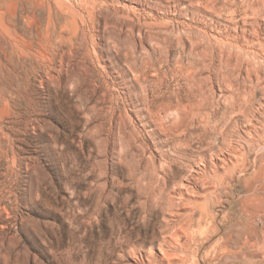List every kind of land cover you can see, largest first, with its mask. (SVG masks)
<instances>
[{"label":"rangeland","instance_id":"obj_1","mask_svg":"<svg viewBox=\"0 0 264 264\" xmlns=\"http://www.w3.org/2000/svg\"><path fill=\"white\" fill-rule=\"evenodd\" d=\"M67 3L95 12L72 44L46 4L0 0V82L25 94L0 119V197L14 212L0 213V264H155L161 247L173 264H264V84L250 80L264 66L247 71L251 55L211 40L236 35L227 11L208 0ZM242 154L243 171L231 168ZM184 183L204 190L189 198Z\"/></svg>","mask_w":264,"mask_h":264},{"label":"bare ground","instance_id":"obj_2","mask_svg":"<svg viewBox=\"0 0 264 264\" xmlns=\"http://www.w3.org/2000/svg\"><path fill=\"white\" fill-rule=\"evenodd\" d=\"M96 1V0H95ZM103 1L105 2V0H102V3H103ZM209 1V3L210 4H212V7L213 8H215V6H217L218 4H221V10H226L227 11V15L229 16H227L228 18H224V20L225 19H227V22H228V27H230V26H232V25H230V23L231 24H233L234 23V25H236V28H234V30H236L235 32H236V35L235 36H233V37H230V34H231V32H230V28H232V27H230L229 29H227L226 27H225V25H224V27L228 30V31H226V30H224L223 32L224 33H208L207 31V34H210V38H211V40L212 39H214V41L216 42V43H220L219 44V46L220 45H224V46H220L221 48L223 47V49H225L224 47H226V49L228 48L229 50H230V52H228V53H230L231 55H232V51L234 50V49H236L237 51H240V52H242V53H244V54H247V55H251L253 58L252 59H250V60H248L247 61V59L245 58V60L247 61H245L244 59H242L243 61H245L246 63H247V65H249V67L250 68H246L247 69V71H250V72H253V70L256 72V70L257 69H259V68H257L256 69V67H261V66H264V37H262L261 36V31H263L262 30V26L264 25V0H208ZM239 2H242V3H245V2H247V8L245 9L246 11L244 12V14H245V16H243V17H241V19H242V21H234V19L235 18H238V17H236L237 16V13H238V11H239V7H240V3ZM28 3H30L31 5L33 4V6L35 5V6H43V5H47V7H48V18L50 19V21L51 22H53V27H54V29H56L57 28V21H62L63 22V25H62V27L61 28H63V32H61V33H63V38H66L65 36H64V34L66 33V34H68V37H67V41L68 42H70L71 44L73 43V39L74 38H77V37H79V35H81V34H83V35H86L85 34V29H86V25H85V28H84V23H86V21H87V19H90L91 21L92 20H94V17H95V12L94 11H90V12H88L87 13V11L85 12L84 11V9H82V12L79 10V8H77V7H75V6H73V5H71L70 3L68 4L67 3V0H54V2H52V1H50V0H28ZM89 3V2H88ZM105 4V3H104ZM123 4V3H122ZM110 6V5H109ZM210 8V9H212L213 11H215L213 8ZM210 9H209V11H210ZM211 10V11H212ZM150 11V10H149ZM87 13V14H86ZM223 13H225V12H223ZM239 14V13H238ZM242 14V13H241ZM223 15V14H222ZM240 15V14H239ZM213 16H216L215 14H213ZM217 16H218V14H217ZM217 16H216V18H217ZM87 17V18H86ZM219 17H220V15H219ZM218 17V18H219ZM226 17V16H225ZM105 18V17H104ZM222 18H223V16H222ZM220 19V18H219ZM218 19V20H219ZM89 21V20H88ZM221 22V21H220ZM222 22L224 23V21L222 20ZM221 22V23H222ZM227 22H225V23H227ZM89 22H87V24H88ZM224 23V24H225ZM212 24V23H211ZM50 25V23L48 24V28L50 27L49 26ZM90 25V24H89ZM217 25V24H216ZM221 25V24H220ZM212 26V25H211ZM217 26H219V25H217ZM217 26L215 27V28H217ZM88 27V26H87ZM214 27V26H213ZM213 27L211 28L212 30H213ZM223 28V27H222ZM219 28H217V30H218ZM206 30H207V28H206ZM215 31V30H214ZM213 31V32H214ZM219 31V30H218ZM227 32V34H225L226 32ZM59 32V33H60ZM221 32V31H220ZM233 33V32H232ZM264 34V33H263ZM206 35V34H205ZM209 37V36H208ZM241 38H243L242 40H245L246 42H242V43H240V39ZM209 39V38H208ZM211 42V41H210ZM215 49V48H214ZM218 49V48H217ZM227 49V50H228ZM220 51L221 52H225V51H222L221 49H220ZM241 53V54H242ZM229 54V55H230ZM240 54V55H241ZM210 55V54H209ZM243 56V55H242ZM231 57V56H230ZM241 57V56H240ZM212 58V57H211ZM227 58V57H226ZM236 61V60H235ZM242 62V61H241ZM225 63V62H224ZM243 63V62H242ZM245 63V64H246ZM246 66V65H245ZM244 66V67H245ZM255 67L254 69H253V67ZM8 67V66H7ZM6 67V69H8ZM246 67H248V66H246ZM242 68V67H241ZM191 70H193V69H191ZM260 70V69H259ZM3 71V70H2ZM1 71V72H2ZM190 71V70H189ZM247 71H246V74H247ZM140 72V71H139ZM159 72V71H158ZM188 72V71H187ZM240 72V71H239ZM250 72H248V73H250ZM258 72V71H257ZM259 74H260V72H258ZM3 75H4V77L6 76L7 78L8 77H11L12 78V76H16V78H17V76H20V78H22V76L17 72V70H15V69H9V70H7L6 72L4 71L3 73H2ZM175 74V73H174ZM255 74V73H254ZM257 75L256 77H255V79H253L250 75L251 74H249V76H250V80L252 81V82H254L255 80H256V82L257 83H260V84H264V77H262L261 75ZM2 75V76H3ZM177 75V74H176ZM248 75V74H247ZM152 76V75H151ZM147 78V77H146ZM145 78V79H146ZM24 79V78H23ZM43 79L44 78H42V80L41 81H43ZM13 80V79H12ZM11 80V81H12ZM45 80V79H44ZM188 80H189V78H188ZM231 80H232V78H231ZM233 81V80H232ZM10 82V81H9ZM22 82V81H21ZM25 82V81H24ZM43 82H45V81H43ZM42 82V83H43ZM23 83V82H22ZM41 83V84H42ZM155 83V82H154ZM21 83H17V82H11V87H6L2 82H0V119L2 120V117H1V114L4 112V111H6L7 110V108L8 109H11V111L13 110V112L15 113V114H17V113H19L18 112V110L16 111L15 109H13V108H15L16 107V101H15V99H22V98H24L25 97V94H24V90H22L21 89ZM23 85H25L24 83H23ZM255 86V85H254ZM262 86V85H261ZM264 86V85H263ZM202 87V86H201ZM230 87H231V84H230ZM230 87H229V89H230ZM253 87V86H252ZM260 87V86H259ZM2 88V89H1ZM11 88H14V91L11 89ZM201 89V88H200ZM205 90V89H204ZM263 89H261V91H262ZM190 91V90H189ZM201 91V90H200ZM260 91V92H261ZM213 92V91H212ZM210 94V93H209ZM214 94V93H213ZM208 96V95H207ZM213 96V95H212ZM211 96V97H212ZM28 97V96H27ZM199 97V96H198ZM210 97V96H209ZM29 98V97H28ZM204 98V97H203ZM29 99H31V98H29ZM29 99H27V100H29ZM34 99V98H33ZM32 100V99H31ZM152 100V99H151ZM211 100H212V98H211ZM226 100V99H225ZM230 100V99H229ZM204 101V100H203ZM154 102V101H153ZM231 102V101H230ZM200 103V102H199ZM210 103V102H209ZM30 104H32V102L30 101ZM34 104V103H33ZM45 104V103H44ZM232 104V103H231ZM30 106V105H29ZM162 106V105H161ZM195 107V106H194ZM161 108V107H160ZM169 108V107H168ZM174 108H175V106H174ZM31 109V108H30ZM33 110H34V108H32ZM176 109H177V111L179 110L180 112H181V114L182 113H184V111H185V106L182 104V102L179 100L178 101V105L176 106ZM174 110V109H173ZM31 111V110H30ZM199 111V110H198ZM201 111V110H200ZM29 112V111H28ZM35 112V111H34ZM34 112H32V113H34ZM37 112V111H36ZM175 113V112H174ZM40 115V114H39ZM188 115V114H187ZM16 116V115H15ZM31 116V115H30ZM183 116V115H182ZM34 117V116H33ZM39 118V117H38ZM189 118V117H188ZM187 118V119H188ZM31 119V118H30ZM30 119H29V121H30ZM185 119V118H184ZM183 119V120H184ZM32 120V119H31ZM39 120V119H38ZM189 120V119H188ZM5 121V120H4ZM189 122V121H188ZM3 123L0 121V143H1V141L2 140H4V138H3V136H2V134H4L3 133V125H2ZM36 124V123H35ZM184 124V123H183ZM2 125V126H1ZM27 125V124H26ZM38 126H39V124H37ZM43 125V124H42ZM42 125H41V127H42ZM263 129H264V124H263ZM38 130V129H37ZM262 130V129H261ZM264 131V130H263ZM14 135V134H13ZM262 136V135H261ZM11 137V136H10ZM263 138H264V136H262ZM6 138V137H5ZM262 144H264V143H261V145ZM0 145H2V144H0ZM260 145V144H259ZM14 148V147H13ZM264 148V147H263ZM0 149H1V147H0ZM7 149H8V147H7ZM10 149V148H9ZM8 149V150H9ZM11 149H12V147H11ZM2 150V149H1ZM8 150L6 151V149H4V151H5V153H6V162L9 164L8 165V170H9V172L10 173H8V174H13V167H14V165L16 164V156L14 155V156H10L9 155V153L11 152H9L8 153ZM2 152H3V150H2ZM16 152V151H15ZM4 153V152H3ZM0 155H2V154H0ZM249 158H250V156H248L247 154H242V157H241V155H238L237 157H236V155H235V159H237L236 160V162H234L233 160V162H231L232 163V167L231 168H234L233 166H235L236 164H237V162H239V164H237V167H238V165H239V167L241 168L240 170L241 171H243V169H242V167H245L246 165H247V163H249L248 161H249ZM241 160H242V162H241ZM231 161V160H230ZM6 164V163H5ZM31 164V163H30ZM3 165V164H2ZM224 166V168L226 167V165H223ZM30 167V166H29ZM237 167H236V169H237ZM3 168V167H2ZM27 168H28V166H27ZM228 168H229V166H228ZM229 169L230 170V172L232 171V169ZM227 169V168H226ZM235 169V170H236ZM7 170V169H6ZM15 170V169H14ZM28 170V169H27ZM235 170L233 169V171L235 172ZM15 172H17V171H15ZM19 172V171H18ZM32 172V171H31ZM226 172V171H225ZM234 172H233V174H234ZM6 174H7V172H6ZM5 174V175H6ZM240 174V173H239ZM15 175H16V173H15ZM10 176V175H9ZM12 176V175H11ZM10 176V177H11ZM14 176V175H13ZM219 176V175H218ZM10 177H9V179H10ZM224 177H225V175H224ZM7 179V178H6ZM8 179V180H9ZM28 179V178H27ZM225 179V178H224ZM36 180V179H35ZM166 180V179H165ZM222 181V180H221ZM1 182V181H0ZM7 182H9L10 184H11V182H12V180H11V182H10V180L9 181H7ZM183 182V181H182ZM201 182V181H200ZM14 183V182H13ZM193 183V182H192ZM197 183V182H196ZM9 184V185H10ZM4 185V184H3ZM6 185V184H5ZM8 185V184H7ZM185 185V183L183 184V186ZM193 185V184H192ZM191 185V183H188V184H186L185 186V188H186V191L187 192H185V194L186 195H188V197L190 198L192 195H191V193L189 192V189H191V188H189V187H191L192 186ZM194 185H195V183H194ZM197 185V184H196ZM211 185V184H210ZM11 186V185H10ZM213 186V185H212ZM211 186V187H212ZM201 187V186H200ZM203 187V186H202ZM214 187H215V185H214ZM10 188V187H9ZM13 188V187H12ZM198 186L196 187H192V191L196 194V193H198V192H200V191H203V190H200V188H199V190H198ZM204 188H206V187H204ZM4 189H5V187H4ZM4 189H3V191H4ZM11 189V188H10ZM15 189V188H14ZM208 189H210V187H208ZM212 189V188H211ZM215 189H216V187H215ZM214 189V190H215ZM0 190H2V188L0 189ZM7 191V190H6ZM5 191V192H6ZM1 193H3V192H1ZM12 193V192H11ZM205 193H207V192H205ZM2 195H4V194H2ZM185 195V196H186ZM202 195H203V197L206 199L207 198V196H206V194L204 195V192L202 193ZM172 198V197H171ZM7 199V198H6ZM192 200H194V199H192ZM207 200V199H206ZM15 201V200H14ZM23 201V200H22ZM37 201V200H36ZM195 201H198V199L196 198L195 199ZM11 202V201H10ZM18 202V201H17ZM169 202H171L170 200H169ZM190 202H191V199H190ZM201 202V201H200ZM196 202V204H198V206L199 205H201L203 202ZM173 203V202H172ZM12 204V203H11ZM185 205V207H186V205H187V203L186 204H184ZM174 206V205H173ZM179 207V206H178ZM17 210V209H16ZM3 212H6L7 213V217L8 216H10V214L11 213H14L13 212V207L10 205H8L7 204V202L5 201V199H4V197H0V213H3ZM1 218V217H0ZM6 218V217H5ZM176 218V217H175ZM7 219V218H6ZM8 220V219H7ZM165 220V219H164ZM169 220V219H168ZM190 223V222H189ZM173 231V230H172ZM166 239V238H165ZM167 240V239H166ZM166 240H164L165 241V243H166ZM179 242V241H178ZM164 244V243H163ZM159 253H158V255H156L155 257L153 256V258L158 262V263H155V264H162V263H165L164 261L166 260L167 262H168V264H173V262L175 261H173V257H176V255L175 256H172L173 255V253H170V251L169 250H167L165 247H161L160 249H159ZM152 258V259H153ZM152 259L150 258L149 260H151L152 261ZM175 259V258H174ZM178 261V260H177ZM152 263V262H151Z\"/></svg>","mask_w":264,"mask_h":264}]
</instances>
